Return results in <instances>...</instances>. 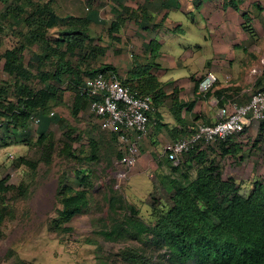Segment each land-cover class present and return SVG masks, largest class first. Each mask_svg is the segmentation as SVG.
Segmentation results:
<instances>
[{"label":"trees","instance_id":"16d2710c","mask_svg":"<svg viewBox=\"0 0 264 264\" xmlns=\"http://www.w3.org/2000/svg\"><path fill=\"white\" fill-rule=\"evenodd\" d=\"M89 1L92 3L94 0ZM149 1L145 0V4ZM180 1L164 0L168 9L178 6ZM210 1L222 8L241 11L242 0ZM54 2L0 0L5 9L0 13V33H4L2 23L9 17L16 22L12 24L13 29L19 28L16 36L18 42L3 54V71L14 80L12 83L0 81V129L7 126L12 130H26L33 115L41 121L48 115L51 101L57 100L62 86L73 91V115L78 116L85 106L88 109L90 100L79 90L84 79L101 72H112L133 92L151 96L154 111L150 118L158 115L157 110L164 105L166 98L162 83L153 73L158 66L155 59L160 53V43L152 41V57L148 60L135 59L128 76L123 78L115 67L96 63L98 56L109 52V47L95 44L96 39L89 34V27L95 19L98 20L99 11L93 10L79 17H62L54 9ZM145 4L137 9L121 5V10L109 27L113 45L121 40L120 32L125 22L140 20L143 23L150 18ZM243 17L244 28L253 34L248 13H243ZM52 29L58 30V37L50 34ZM26 50L32 52L28 65L23 59ZM33 80L36 84L31 83ZM255 86L258 90H264V69ZM238 91L232 86L216 90L213 94L222 104L227 99L235 100ZM211 94L210 91L206 97ZM192 105L193 102L175 101V118L180 125L183 121L176 110ZM261 131H264V121ZM180 132L184 134V131ZM50 134L46 130L41 138L49 140ZM65 141L59 153L68 158H78L74 145L80 139L76 133L69 130ZM213 147L223 157L235 156L240 151L236 138L230 137L214 145L197 146L183 154L179 165L173 166V170L181 175L170 182L169 209L157 214L153 223L141 219L136 207L127 204L123 198L109 200L112 215H118V210L126 211V223L117 225L120 219L114 218V228L105 234L111 240L131 237L140 241L144 248L123 249L117 255L118 262L100 264H264V183L258 181L248 194L242 193L233 178L224 177L220 160L211 158ZM96 157V153L90 155L91 160ZM18 162L28 163L23 158ZM75 179V186L60 182L58 194L63 207L59 221L54 224L59 231L66 230V225L91 204L89 184L92 173L85 169L76 170ZM11 191L12 186L7 184V180H1L0 197H5ZM3 222L0 215V236ZM147 248L154 251L148 253Z\"/></svg>","mask_w":264,"mask_h":264},{"label":"rangeland","instance_id":"374dc122","mask_svg":"<svg viewBox=\"0 0 264 264\" xmlns=\"http://www.w3.org/2000/svg\"><path fill=\"white\" fill-rule=\"evenodd\" d=\"M122 4L137 9L145 4V0H94L92 3L89 0H55L53 6L62 17L85 16L93 10L99 11L105 23L96 33L100 38L98 43L109 47L105 61L115 62V45L122 39L120 36L121 40L113 45L107 29L115 21ZM4 11L3 4H0V13ZM15 23L12 17L2 23L5 31L0 33V42L4 39L5 46L8 43L10 48L16 43L14 41H17L19 32V28L13 29L12 24ZM129 25L128 29L134 32L137 23ZM50 34L53 37L59 35L55 29ZM103 37L105 41H102ZM179 37L184 36L179 33ZM173 47L169 44L167 49L172 50ZM26 54L30 57L32 52L27 51ZM28 57L24 59L27 65L30 63ZM211 61L213 64L216 59ZM3 65L4 60L0 59V81L12 83L14 79L3 71ZM187 69L185 67L180 71ZM263 69L264 66L260 72L254 73L256 80ZM256 80L248 83L245 94L252 95L258 90ZM31 83L34 84V80ZM59 91L57 100L51 101L49 113L41 118L39 125L30 118L26 130H12L7 126L0 129V181L6 179L7 184L12 186L8 195L0 197V215L4 221L0 236V264L116 263L119 261L117 255L123 249L144 247L131 237L111 240L105 234L114 228V218L120 219L117 225L126 223V211L118 210V215H112L109 200L123 198L127 204L136 207L141 219L153 223L157 214L169 209L170 182L180 178V172L173 170L177 164L164 158L153 161L148 155L143 157L147 149L140 146L139 165L128 173L127 179H121L122 167L117 164L121 145L117 135L103 130L86 106L78 116H74L73 91L65 86ZM46 130L51 134L50 139L45 141L41 135ZM69 130L80 139L74 145L78 155L76 159L59 153ZM237 142L240 151L235 156L223 157L215 146L211 158H218L224 177L233 178L241 187V192L248 194L256 182L264 183V131H261V125L248 129ZM162 146L161 143L158 146L160 153ZM92 153L97 155L94 160L90 159ZM21 158L29 164L18 162ZM81 169L92 173L89 184L91 204L66 225V230L59 231L54 224L59 221L63 207L58 194L60 182L75 186V171ZM147 251L151 253L154 249L147 248Z\"/></svg>","mask_w":264,"mask_h":264},{"label":"crops","instance_id":"0c3cea01","mask_svg":"<svg viewBox=\"0 0 264 264\" xmlns=\"http://www.w3.org/2000/svg\"><path fill=\"white\" fill-rule=\"evenodd\" d=\"M148 4L150 18L143 23L128 20L122 27V41L115 45L117 54L114 59L117 61H105L106 55H100L96 63L115 67L125 78L135 59L152 57L150 43H160V53L155 59L158 66L153 73L162 83L166 98L164 105L157 110L158 115L151 117L149 133L141 144L147 149L143 157L148 155L153 161H159L162 158L168 160L164 154L167 144L189 137L193 133L189 131H195L200 124L213 123L218 119L220 107L230 100L217 103L213 94L216 90L233 86L239 90L236 95L239 103L250 99L251 95L245 94L246 86L256 80L254 73L260 72L264 66V0H242L241 11L222 8L210 0H181L178 6L170 9L164 0H150ZM243 13H248L253 34L244 28ZM133 22L137 23V28L131 33L128 28ZM104 23L99 13L98 20L95 19L89 27V34L96 39L95 44L101 46L96 35ZM107 31L109 33V27ZM179 33L184 37H179ZM105 40L103 37L102 41ZM5 44L3 39L0 42V59L10 49V44ZM169 44L174 46L172 50L167 49ZM27 51L23 59H27ZM31 57L32 54L28 58ZM211 59H216V62L212 64ZM185 67H188L185 72L180 71ZM209 72H213L218 81L211 96H201L198 82ZM176 100L193 102L190 108L176 110L182 125L175 118L173 105ZM160 143L163 145L161 153Z\"/></svg>","mask_w":264,"mask_h":264},{"label":"built area","instance_id":"2783aa9c","mask_svg":"<svg viewBox=\"0 0 264 264\" xmlns=\"http://www.w3.org/2000/svg\"><path fill=\"white\" fill-rule=\"evenodd\" d=\"M217 81L213 72L201 77L199 94L206 96ZM79 90L90 99L88 111L98 119L101 128L117 135L121 145V157L117 163L122 167L119 177L127 179L128 173L139 163V149L149 133L150 115L154 111L153 98L133 92L112 72L86 77ZM31 120L36 125L40 123L35 115ZM263 121L264 90H258L245 103L230 100L220 107L215 122L200 124L189 137L167 144L164 154L172 163L178 164L182 155L195 147L214 145L230 137L238 140L248 129L260 126Z\"/></svg>","mask_w":264,"mask_h":264}]
</instances>
